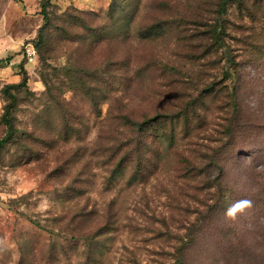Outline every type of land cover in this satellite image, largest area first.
Returning a JSON list of instances; mask_svg holds the SVG:
<instances>
[{
  "label": "rangeland",
  "instance_id": "374dc122",
  "mask_svg": "<svg viewBox=\"0 0 264 264\" xmlns=\"http://www.w3.org/2000/svg\"><path fill=\"white\" fill-rule=\"evenodd\" d=\"M217 1L51 0L45 59L30 63L42 0H0V119L20 64L27 75L11 90L17 138L0 149V264H174L191 213L220 193L182 264H264V0L230 6L212 46ZM127 115L164 118L135 140ZM129 142L146 157L111 185L110 149ZM236 201L250 203L229 218Z\"/></svg>",
  "mask_w": 264,
  "mask_h": 264
},
{
  "label": "trees",
  "instance_id": "16d2710c",
  "mask_svg": "<svg viewBox=\"0 0 264 264\" xmlns=\"http://www.w3.org/2000/svg\"><path fill=\"white\" fill-rule=\"evenodd\" d=\"M248 0H218L216 3V11H214L213 13L215 14L216 18L215 19H207V33L210 32L211 35L209 36L212 39V46L216 45V44H220L222 41V35L223 33L226 31L225 27H224V22H221L220 18H222L225 14L228 13V9L229 7L232 5H236L237 6V10L242 12H245L244 10L249 11V7L247 4ZM51 5V0H42V15H43V20L44 23L42 25V27L39 29L38 31V39L37 42L35 44H31L35 50H37L36 52L38 53V56L44 61V54L46 53V44L45 43V36L47 34L48 29L51 27L52 23H51V18H50V14L48 12V8ZM207 14H210L209 10L204 11ZM168 23H155L153 25H151L150 27H144L143 29H140L138 31V35L141 39L144 40H151V39H156L158 37H160L164 32H165V28L168 27L167 25ZM21 66V72L24 73L23 76V80L21 81V83L19 84H11V85H7L4 89V93L5 96L7 98V101L5 103V106L3 108V114L1 116V123L5 126L6 128V134L5 136L0 139V149L3 148L4 146H6L7 144L13 142L14 140H16L17 135H18V129L16 127L15 124V119H14V112L17 108V103H18V98L16 93L11 92V90H20L21 88H27V75H26V71L24 69V65L20 64ZM108 73V72H107ZM164 118L162 116H156L152 119H148L145 121H140V120H135L132 118V116L127 115V116H123L122 117V126L131 133V135H133L135 137V140L139 137H144V135H151L152 131H156V127L158 124L162 123L161 119ZM232 135V131H230V126H229V132L225 133V138H227L228 136ZM173 137V136H171ZM156 139H158V135L155 136ZM168 139H172V138H168ZM134 140V141H135ZM136 143V141H135ZM226 144V143H225ZM224 145V144H223ZM124 149H127L126 153L124 154V156L121 158V153ZM225 149V145L223 146V148L221 149V152H219V154L213 155L211 157V160L213 162V164H215L216 166L218 165V162L216 159L218 158V155H222L223 150ZM111 155H110V162L113 163V161H115L116 159L117 162L114 166V169L112 170V176H111V185L114 184L115 180H118L120 175L125 172L126 168H127V164H129V162L132 161V159L135 157V155H137L138 158H140V162L142 163L146 157L147 152H145V150H140L139 148H136L134 142H129L127 144H122L120 146H116V148L113 146L110 149ZM220 169L223 170V167L220 166ZM224 171V170H223ZM225 174V173H224ZM119 176V177H118ZM131 184V183H129ZM128 184V185H129ZM84 191H80V198L82 199L84 196ZM224 198L225 195H223V193H220V196L218 197V199H213L215 201H213V204L210 205V209L205 211L204 213H199V212H192V215H196L198 218L193 221L191 223V225L189 226V228L187 229L188 232L186 234V240H183L181 242V238H177L178 243H182L179 247L175 246L173 247V253H172V257L175 259L174 264H182L183 260L188 258V253L194 248L195 243L197 238H195V231L198 232L199 228H203V224H198L197 222L199 221V218L202 216H204L203 223L205 221V223L207 224L208 222H212L213 219L219 214L218 210V206H223L224 205ZM85 199V198H84ZM195 201V200H194ZM197 201V200H196ZM198 204L200 203L199 201H197ZM114 205H115V201L112 202V210H114ZM203 205V204H202ZM205 206V205H204ZM80 214L78 216V218H84L87 217L89 214H86L88 212H84L85 211V206H82L79 209ZM81 222L79 221V224ZM200 229V230H201ZM134 264H137V262L135 261Z\"/></svg>",
  "mask_w": 264,
  "mask_h": 264
},
{
  "label": "clouds",
  "instance_id": "9594fccd",
  "mask_svg": "<svg viewBox=\"0 0 264 264\" xmlns=\"http://www.w3.org/2000/svg\"><path fill=\"white\" fill-rule=\"evenodd\" d=\"M249 203L248 201H236L226 209L225 215L229 218H235L236 214L242 212Z\"/></svg>",
  "mask_w": 264,
  "mask_h": 264
},
{
  "label": "built area",
  "instance_id": "2783aa9c",
  "mask_svg": "<svg viewBox=\"0 0 264 264\" xmlns=\"http://www.w3.org/2000/svg\"><path fill=\"white\" fill-rule=\"evenodd\" d=\"M26 54H27V57H28V61L30 63L35 62V60L37 58V52H36L35 48L31 44L27 48Z\"/></svg>",
  "mask_w": 264,
  "mask_h": 264
}]
</instances>
